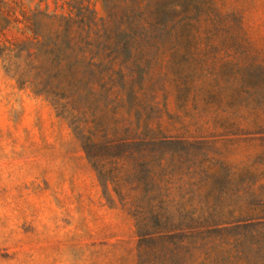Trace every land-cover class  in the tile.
Wrapping results in <instances>:
<instances>
[{"label":"rangeland","instance_id":"rangeland-1","mask_svg":"<svg viewBox=\"0 0 264 264\" xmlns=\"http://www.w3.org/2000/svg\"><path fill=\"white\" fill-rule=\"evenodd\" d=\"M0 264H264V0H0Z\"/></svg>","mask_w":264,"mask_h":264}]
</instances>
